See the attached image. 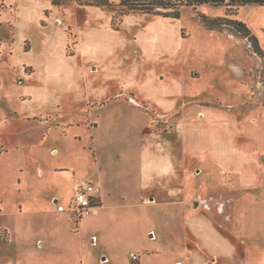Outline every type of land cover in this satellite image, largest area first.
Here are the masks:
<instances>
[{"label": "rangeland", "instance_id": "1", "mask_svg": "<svg viewBox=\"0 0 264 264\" xmlns=\"http://www.w3.org/2000/svg\"><path fill=\"white\" fill-rule=\"evenodd\" d=\"M53 1L0 0V238L11 234L3 259L39 264L65 255L83 264V254L84 264H131L134 250L144 264H186L188 221L171 205L138 198L134 154L154 114L115 95L129 86L154 103L166 96L161 109L178 100L172 118L184 119L189 147L237 168L224 173L212 161L197 168L204 196L220 202H209L208 237H195L189 264H206L202 253L211 264H264V54L236 24L203 22L226 16L230 0H167L172 9L158 0ZM150 3L180 17L145 12ZM232 9L264 52V5ZM114 14L124 20L120 29ZM87 177L111 193L97 221L76 226L55 211L65 204L68 213L76 178ZM107 254L111 263L102 260Z\"/></svg>", "mask_w": 264, "mask_h": 264}, {"label": "crops", "instance_id": "2", "mask_svg": "<svg viewBox=\"0 0 264 264\" xmlns=\"http://www.w3.org/2000/svg\"><path fill=\"white\" fill-rule=\"evenodd\" d=\"M165 9H172V7ZM160 17L171 18V17H163V16ZM92 62L93 61L90 60L88 63L89 70H91L90 67ZM98 66L97 68L94 67L95 71L98 69ZM33 71H35V69ZM33 71L29 73H33ZM115 95L117 96L124 95L128 98V103L131 104L132 106L138 107L142 111L145 110L146 114H150V115L151 113L154 114L151 117L152 127L146 130L140 142L141 148L139 151H136L137 152L136 154H134V158H135L134 161H137L134 167L137 174V176L135 177L136 190L137 193L139 194L138 198L141 200V202H145L149 205H157V204L171 205L173 206L172 208L175 207V209L179 212V214L183 215L184 219L188 221L185 230V234H186L185 252H187L185 254L187 258L185 260H186V264H189V261L191 260V258H188L189 256L191 257L190 251L192 252L193 250L197 249V247L194 244L195 237L206 238V235L208 237V228L206 229V226L209 227L208 221L211 217L210 213L211 211H214V209L210 208L209 202L212 200L213 201L218 200V202H220V200L217 199L218 197L212 196L213 195L212 193L210 197L204 196L203 191L206 185L203 182L201 183V181L198 182V179H196L197 178L196 176H200V174H196V173L197 172L201 173V170L198 169L197 171V168L200 167V164L204 161L217 162V164L220 167L219 171L228 174H232L230 172L236 174L237 168L235 165L232 168L231 167L232 165H226L220 162L219 160L214 159V157L210 155L211 152L209 153V151L201 150L202 152L200 153L194 151L193 149H191V147H189L188 145L189 140L192 139L193 137H190L191 132L188 131L184 119L182 118V116H180L179 117L180 121L176 123L173 121L174 118H172L173 114L175 115V113L179 111L178 100L173 103L170 102L168 105L169 107L167 109H161L157 106L158 104H162V101H164V97L166 98V96L164 95H162L161 97L158 96L157 97L159 99L158 103H154L151 101L152 99L149 96H147L144 93H141V91L136 90L134 87H129V86L125 87V89L122 88V90L120 92H117ZM150 106H152L155 109H153ZM156 118L165 120L166 122H169L170 125L168 126V128H163L158 124L154 123ZM48 121L49 119L43 118V120L40 122L44 125H47ZM91 125L98 127L99 124L91 121ZM202 131H204L203 126H202ZM161 136H163L164 138H162ZM159 140L162 142H160ZM234 144H235L234 151L233 153H231L233 155L241 151L240 149L237 148V146L240 147L239 140H237ZM97 169H98L97 173L102 174L101 167L97 166ZM86 179H90V177L81 178V179L76 178L75 185L76 183ZM91 181L93 182V180ZM98 182H99L98 185L96 184V182L94 183L96 184L98 194L100 195L101 198L99 205L101 209L98 210L97 212L95 209V212L91 215V216L94 215L92 218L93 221H97L98 217L101 215L102 210L105 206L104 203L106 201V196L110 195L111 193L110 188L107 185L103 186L101 181ZM106 190L108 191V193L105 192ZM73 196H71L70 201L68 203L69 207ZM124 199L126 198L124 197ZM56 202L59 201L56 200ZM60 205L66 207L65 204H60ZM217 206L220 207V205ZM66 212H67L66 208L65 211H60L59 208H57V210L55 211V213L60 214L61 216H63V218H66L67 221L74 224L73 220L75 218L72 216L69 210L68 213ZM82 219H80V221ZM150 231L152 232V237H155L157 235V232L154 228H152ZM78 232L79 231H77L76 233ZM8 233H9V238L7 242L3 241L0 238V264L3 263L15 264L14 261H12V259L9 258V256H6L5 260L3 259L2 256L3 250H5L6 246L10 244L11 234L9 230ZM93 236L95 237L96 235ZM79 244L81 246V241L79 242ZM41 245L44 246L42 242ZM36 252H37L36 250L33 251L34 257H36ZM133 252L137 254L136 259H134L131 256ZM202 255H203L202 257L201 256L199 257V260L204 261V263L206 264H211L210 257L204 255L203 253ZM129 257H130L129 259L127 258V262L129 263L128 260H131L132 262L131 264H134V262L136 261H139L140 264H144L146 259V255L141 257L140 251L136 252L134 250L130 251ZM69 258L73 259L72 256H70ZM80 258H81V263L84 264V260H85L84 255L82 254ZM47 259L48 257H44L43 259H40L39 264H75L74 261H69L67 259V256L65 255L63 256V258L61 257V255H57L56 258L49 260ZM55 260L56 262L52 263ZM102 260L111 263L112 257L109 254H107L102 258ZM178 261H182V259L179 258L176 261V263Z\"/></svg>", "mask_w": 264, "mask_h": 264}, {"label": "trees", "instance_id": "3", "mask_svg": "<svg viewBox=\"0 0 264 264\" xmlns=\"http://www.w3.org/2000/svg\"><path fill=\"white\" fill-rule=\"evenodd\" d=\"M125 1H127L128 3H132L130 0H122V4L125 3ZM151 1H153V0H151ZM219 1H221V0H195V3L196 2L197 3L198 2L199 3H201V2H209V3L219 4ZM53 2L57 3V2H55V0ZM151 3H153V2H151ZM248 3H258V4H261V5H264V0H235V3L233 2V0H230V2H228L226 16H224L222 18H211V20H209V17L204 16V19H203L204 21L203 22H204V24L206 26H208L209 28H212V29L218 28V26L220 27L221 24L227 23V22L236 24L239 27V29H242L245 32L244 35L246 37H249V38H251V40H253V42L255 44L256 51L261 52L262 50H261V48L259 46L258 40L252 34V32L250 31L248 26L244 22H242L240 20H237V19H232L230 17V15H235V14L238 13V9H232L234 6L236 8H238L240 5H246ZM87 4H89V5H99V6L103 5V6H107V7H112L113 6V2H111L110 0H92L89 3H87ZM150 4H149L150 8H148V10H145V12H148V13L153 14V15L163 16V17H171V18L180 17V11H177V12H174V13L167 12V11L166 12L159 11V10H156V9H151L154 4H151V5ZM190 4H192V3H190ZM156 6L157 7H162V8H171V7H173V5L170 2H168L167 0H158L157 3H156ZM122 14L126 15L128 13H123L122 12ZM116 17L117 16L114 14L113 15V19H112V25L114 26V28L120 29L121 28L120 24H121V22H123V20L122 21L120 20V21L116 22L115 21ZM79 222H80V219H76L75 218L73 220V223L76 226L79 225ZM134 264H140V262L136 261V262H134Z\"/></svg>", "mask_w": 264, "mask_h": 264}, {"label": "built area", "instance_id": "4", "mask_svg": "<svg viewBox=\"0 0 264 264\" xmlns=\"http://www.w3.org/2000/svg\"><path fill=\"white\" fill-rule=\"evenodd\" d=\"M100 195L98 194L96 184L90 179L82 180L76 183L75 193L71 199L69 211L76 219L91 216L98 205H100ZM60 211H65L63 205L59 206ZM131 256L136 259L137 254L133 252ZM177 264H183L178 261Z\"/></svg>", "mask_w": 264, "mask_h": 264}, {"label": "flooded vegetation", "instance_id": "5", "mask_svg": "<svg viewBox=\"0 0 264 264\" xmlns=\"http://www.w3.org/2000/svg\"><path fill=\"white\" fill-rule=\"evenodd\" d=\"M256 51V50H255ZM256 52H258V53H260V54H264V52L263 51H261V52H259V51H256ZM263 52V53H262ZM42 120H43V118H41ZM42 120H40V121H42Z\"/></svg>", "mask_w": 264, "mask_h": 264}]
</instances>
